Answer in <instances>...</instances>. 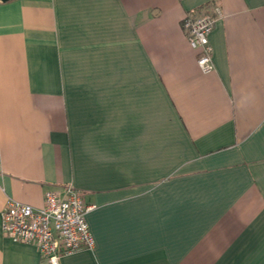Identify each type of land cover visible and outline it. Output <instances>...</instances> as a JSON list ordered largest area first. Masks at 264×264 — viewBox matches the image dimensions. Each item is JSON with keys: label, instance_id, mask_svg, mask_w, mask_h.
<instances>
[{"label": "crops", "instance_id": "1", "mask_svg": "<svg viewBox=\"0 0 264 264\" xmlns=\"http://www.w3.org/2000/svg\"><path fill=\"white\" fill-rule=\"evenodd\" d=\"M68 184L95 245L62 264H264V0H0V264L44 262L7 200Z\"/></svg>", "mask_w": 264, "mask_h": 264}, {"label": "built area", "instance_id": "2", "mask_svg": "<svg viewBox=\"0 0 264 264\" xmlns=\"http://www.w3.org/2000/svg\"><path fill=\"white\" fill-rule=\"evenodd\" d=\"M217 12L221 14L219 9ZM215 22L216 16L211 14L185 19L189 44L199 51L197 65L204 73L215 70L210 42ZM92 208L73 184L63 193L47 189L42 206L9 198L1 212L2 231L15 242L35 244L44 258L42 264H62L64 254L94 247L86 217Z\"/></svg>", "mask_w": 264, "mask_h": 264}, {"label": "water", "instance_id": "3", "mask_svg": "<svg viewBox=\"0 0 264 264\" xmlns=\"http://www.w3.org/2000/svg\"><path fill=\"white\" fill-rule=\"evenodd\" d=\"M1 1L5 2V1H8V0H1Z\"/></svg>", "mask_w": 264, "mask_h": 264}]
</instances>
